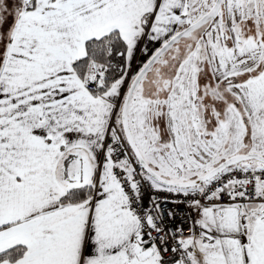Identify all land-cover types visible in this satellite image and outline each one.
<instances>
[{
    "label": "snow or ice",
    "instance_id": "1",
    "mask_svg": "<svg viewBox=\"0 0 264 264\" xmlns=\"http://www.w3.org/2000/svg\"><path fill=\"white\" fill-rule=\"evenodd\" d=\"M0 264H264V0H0Z\"/></svg>",
    "mask_w": 264,
    "mask_h": 264
}]
</instances>
